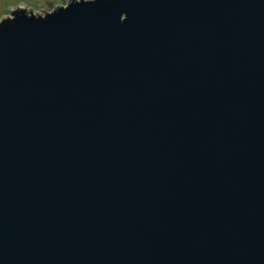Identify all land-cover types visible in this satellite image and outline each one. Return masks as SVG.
Listing matches in <instances>:
<instances>
[{
    "label": "water",
    "instance_id": "1",
    "mask_svg": "<svg viewBox=\"0 0 264 264\" xmlns=\"http://www.w3.org/2000/svg\"><path fill=\"white\" fill-rule=\"evenodd\" d=\"M10 14L0 264H264V0Z\"/></svg>",
    "mask_w": 264,
    "mask_h": 264
},
{
    "label": "rangeland",
    "instance_id": "2",
    "mask_svg": "<svg viewBox=\"0 0 264 264\" xmlns=\"http://www.w3.org/2000/svg\"><path fill=\"white\" fill-rule=\"evenodd\" d=\"M69 0H0V21L7 16H11V9L18 6H25L36 14H44L52 11L58 6H67Z\"/></svg>",
    "mask_w": 264,
    "mask_h": 264
}]
</instances>
